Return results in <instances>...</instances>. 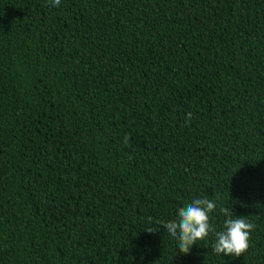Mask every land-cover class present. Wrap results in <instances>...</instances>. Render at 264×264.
<instances>
[{"label":"trees","instance_id":"trees-1","mask_svg":"<svg viewBox=\"0 0 264 264\" xmlns=\"http://www.w3.org/2000/svg\"><path fill=\"white\" fill-rule=\"evenodd\" d=\"M0 264H264V0H0Z\"/></svg>","mask_w":264,"mask_h":264},{"label":"clouds","instance_id":"clouds-1","mask_svg":"<svg viewBox=\"0 0 264 264\" xmlns=\"http://www.w3.org/2000/svg\"><path fill=\"white\" fill-rule=\"evenodd\" d=\"M61 0H49L52 7L60 4ZM192 119V113L186 116V123ZM129 140L128 135L124 137V142ZM217 209V203L207 197L193 198L190 203H186L178 209L177 218L168 222H156L155 230L149 227L147 232L159 231L162 227L165 232L178 242V250L181 254L187 255L193 245L209 236L214 235L212 251L214 254L223 256L240 257L249 247L250 233L255 225L247 217L235 216L233 218L232 209L220 207L219 213L223 214L225 220L222 230L216 231L210 222V214Z\"/></svg>","mask_w":264,"mask_h":264}]
</instances>
